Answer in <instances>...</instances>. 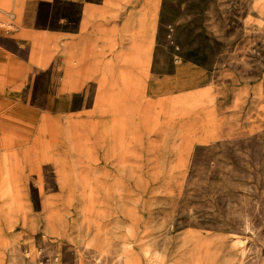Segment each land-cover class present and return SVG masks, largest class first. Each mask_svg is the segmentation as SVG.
<instances>
[{
    "label": "rangeland",
    "instance_id": "1",
    "mask_svg": "<svg viewBox=\"0 0 264 264\" xmlns=\"http://www.w3.org/2000/svg\"><path fill=\"white\" fill-rule=\"evenodd\" d=\"M133 16L130 30L83 31L99 62L95 77L73 71L71 108L52 111L64 143L51 127L41 149L48 116L0 128V158L23 163L0 264H264V0H137ZM139 17L153 27L138 91L106 85L120 100L100 104L101 75L128 70L104 63L145 36Z\"/></svg>",
    "mask_w": 264,
    "mask_h": 264
},
{
    "label": "crops",
    "instance_id": "2",
    "mask_svg": "<svg viewBox=\"0 0 264 264\" xmlns=\"http://www.w3.org/2000/svg\"><path fill=\"white\" fill-rule=\"evenodd\" d=\"M6 8L9 11L4 10ZM136 10L137 0H0V128H12L18 132H23L26 127L37 130L42 117L48 116L42 122L47 128L55 127L63 142L65 136L50 119L52 111L57 107L71 108L72 101L67 95L75 89L69 82L73 71L83 72L77 74L78 77H95L86 72L95 69L99 62L97 57L87 61L86 56L90 53V45L100 38L95 34L86 35L83 31L130 30L134 26ZM8 18L11 19L10 26L5 27ZM144 19L138 18L141 20L138 23L140 28H147L142 42L138 41L136 33L130 32L133 42L129 49L104 63L108 70L113 69L115 62L126 63L128 70L120 69L117 73L120 83L110 79L108 74L101 75L98 103L120 100L107 94L112 88L105 90V87L112 84H121L128 92L127 101H133L135 94L132 92H137L140 86L135 69L143 64L139 55L146 56L150 50L147 42L151 39L153 19L145 24L142 22ZM58 67L62 69L65 80L63 91H58L55 80ZM40 79L45 81L43 90ZM59 92L65 95L58 102ZM42 93L48 97V106H42L40 99L36 100V95ZM27 151L24 148L23 159L28 155ZM5 158L9 161L15 159L20 168L23 165L17 150L7 152L0 159ZM220 261L217 264H224Z\"/></svg>",
    "mask_w": 264,
    "mask_h": 264
},
{
    "label": "bare ground",
    "instance_id": "3",
    "mask_svg": "<svg viewBox=\"0 0 264 264\" xmlns=\"http://www.w3.org/2000/svg\"><path fill=\"white\" fill-rule=\"evenodd\" d=\"M44 125L43 122L40 123L39 128V145L43 151L47 150L49 145H52L51 142L53 140L51 131ZM48 133V134H47ZM50 139H44L46 136H50ZM49 138V137H48ZM49 142L46 144V142ZM42 151V152H43ZM29 156H25V163L29 162ZM6 162L10 163L9 165ZM22 168L17 165L16 160H7L6 158L0 159V215L5 208L14 209L16 206V202L19 201L20 197H22V189L19 181L22 177Z\"/></svg>",
    "mask_w": 264,
    "mask_h": 264
}]
</instances>
